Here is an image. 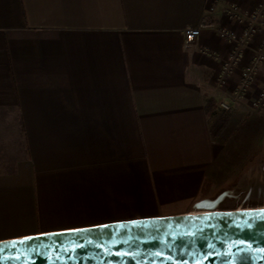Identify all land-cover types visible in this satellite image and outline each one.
I'll return each instance as SVG.
<instances>
[{
	"label": "crops",
	"instance_id": "1",
	"mask_svg": "<svg viewBox=\"0 0 264 264\" xmlns=\"http://www.w3.org/2000/svg\"><path fill=\"white\" fill-rule=\"evenodd\" d=\"M259 2L0 0V241L208 211L231 116L264 84L262 62L231 102L262 41ZM248 30L220 84L239 45L223 33Z\"/></svg>",
	"mask_w": 264,
	"mask_h": 264
},
{
	"label": "water",
	"instance_id": "2",
	"mask_svg": "<svg viewBox=\"0 0 264 264\" xmlns=\"http://www.w3.org/2000/svg\"><path fill=\"white\" fill-rule=\"evenodd\" d=\"M0 264H264V207L135 218L3 240Z\"/></svg>",
	"mask_w": 264,
	"mask_h": 264
},
{
	"label": "rangeland",
	"instance_id": "3",
	"mask_svg": "<svg viewBox=\"0 0 264 264\" xmlns=\"http://www.w3.org/2000/svg\"><path fill=\"white\" fill-rule=\"evenodd\" d=\"M242 115L231 116L223 138V161L214 169V195L206 209L216 211L264 207V111L250 104Z\"/></svg>",
	"mask_w": 264,
	"mask_h": 264
},
{
	"label": "built area",
	"instance_id": "4",
	"mask_svg": "<svg viewBox=\"0 0 264 264\" xmlns=\"http://www.w3.org/2000/svg\"><path fill=\"white\" fill-rule=\"evenodd\" d=\"M221 0H212L211 10H213L217 4H219ZM228 13L232 17L237 16L238 12L236 11L234 6L228 8ZM261 16H264V0H260L259 5L254 13L251 14V19L253 22L258 23ZM249 19V17H248ZM251 30L244 32L239 39L236 34L231 32H224L223 37L229 42L239 41V45L233 50L232 54L228 57L226 62L223 64L221 74L218 78L220 84H225L227 76L233 70V67L240 63L243 55H242V47L245 42L249 39ZM200 35L199 28H190L187 29L184 33L185 36V44L188 46L194 42V40ZM264 62V29L262 33V41L260 46L255 50L252 58V62L250 67L246 68V70L242 73L241 80L238 86L235 88L233 93L230 96V100L232 103L240 102L244 100L249 95V90L254 84L256 80V67L258 64ZM250 106L255 111H264V84L263 86L256 92L254 96L250 99ZM218 108L221 111H229L230 105L227 102L221 101L218 103Z\"/></svg>",
	"mask_w": 264,
	"mask_h": 264
},
{
	"label": "trees",
	"instance_id": "5",
	"mask_svg": "<svg viewBox=\"0 0 264 264\" xmlns=\"http://www.w3.org/2000/svg\"><path fill=\"white\" fill-rule=\"evenodd\" d=\"M211 104V101H207V108H208V105H210ZM223 126H224V122L222 121V123L219 125V126H217L216 128V132L215 133H217L219 130H220V128H223Z\"/></svg>",
	"mask_w": 264,
	"mask_h": 264
},
{
	"label": "snow or ice",
	"instance_id": "6",
	"mask_svg": "<svg viewBox=\"0 0 264 264\" xmlns=\"http://www.w3.org/2000/svg\"><path fill=\"white\" fill-rule=\"evenodd\" d=\"M29 239H31V238H29ZM20 243H23V241H21Z\"/></svg>",
	"mask_w": 264,
	"mask_h": 264
}]
</instances>
